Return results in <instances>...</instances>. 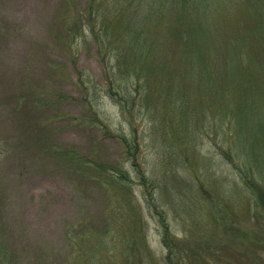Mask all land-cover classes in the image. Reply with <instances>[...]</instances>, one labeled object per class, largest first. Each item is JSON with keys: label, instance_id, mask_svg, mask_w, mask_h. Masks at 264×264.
I'll return each instance as SVG.
<instances>
[{"label": "rangeland", "instance_id": "obj_1", "mask_svg": "<svg viewBox=\"0 0 264 264\" xmlns=\"http://www.w3.org/2000/svg\"><path fill=\"white\" fill-rule=\"evenodd\" d=\"M213 1L197 12L210 37L201 43L223 47L212 55L213 82L238 97L251 83H235L228 67L264 73V0ZM102 9V0H0V246L16 264H264V131L227 117L231 99L212 121L187 114L197 100L216 111L222 97L177 62L148 87L154 114L130 115L136 139L120 107L93 93L104 78L85 40ZM240 50L248 55L234 62ZM196 80L204 97L193 96ZM165 89L168 97L151 95ZM54 145L76 148L78 169L49 153ZM117 166L121 184L111 181Z\"/></svg>", "mask_w": 264, "mask_h": 264}, {"label": "trees", "instance_id": "obj_2", "mask_svg": "<svg viewBox=\"0 0 264 264\" xmlns=\"http://www.w3.org/2000/svg\"><path fill=\"white\" fill-rule=\"evenodd\" d=\"M209 1L212 5L216 4L213 0ZM102 2L105 9L109 10V13H106L102 9L97 15L98 19L102 17L101 22L97 23L95 20L89 22L90 25L87 26V31L90 36L85 40V44L89 43L90 46L92 45L97 60L101 65L104 78L96 82L95 87H93L95 92L93 90V93L97 98L100 97L98 94H104L110 97L120 107L122 116L129 123L131 133H133L136 139L137 131L133 129L134 124H132L130 115L142 114L143 110H149L146 105L149 101V94H147L148 87L151 86V81L156 79L165 82V75L161 71L165 68L170 69L172 67L170 64L174 65L177 62H184L186 65L191 64L193 79L196 77L194 72L198 71L199 76L197 80H199V82H208L212 84L209 87L214 86V88L217 89V85L213 82L217 78L211 68V64L213 63L212 55L215 54V51H222L223 47L212 41H207L204 46L201 43V40L210 38L208 37V32H205V28L200 21V16L197 14L199 9L203 10L207 5H210L205 4L206 0H102ZM247 4H249L247 7L250 8V3ZM213 10L214 9H208L210 12ZM158 12L160 14L158 21L156 24L154 21L152 23V14ZM111 14L113 16H110ZM175 18L177 22H175ZM169 19L171 21H169ZM84 23L83 21V25L81 24L82 28H85ZM173 25L181 26L176 28L177 33L170 32L171 30L169 29ZM186 25L190 26L188 28L189 31H186L189 34H183ZM160 28L166 29L164 31L168 36H166V34L161 35L162 33L157 36L155 31ZM68 47V49H71L70 45H68ZM241 52H232L234 62H244L245 56L248 54L243 51ZM229 55L230 52L226 51L225 68L228 66V61H232ZM229 68L233 71L232 73H235V70L238 71V68L240 69L239 76H234V74L228 72L229 75H232V79L235 83L241 84L242 82H239L243 79V81L251 83V86L249 88H244V92L239 93L238 97L237 94H235L228 98L222 97V88H219V90L217 89L216 91L222 97L223 104H221L220 108L216 111H214L216 106L214 103L204 106L203 102L200 103L201 100H197L195 102L193 101V107L185 108V112L197 116L207 114L206 116L210 117L212 121L215 119L213 116L214 114H216L217 118L218 114L220 115L222 111L227 110L223 106L226 105L225 102L227 99H231V103L233 104H231V107L228 109L227 117H233V115L236 117L237 114H239L238 120L241 116L243 120L250 119L251 123L254 122L255 133H260L261 130L264 131V118L259 117L257 121H254L255 117H258V114H264V79L261 76V74L264 75V73L249 71L247 67L242 68L239 67L238 64H236L235 69L232 66L228 67V69ZM174 72L177 73L175 69ZM177 74L180 75L179 73ZM235 77L238 79L236 80ZM81 79H84L82 74ZM197 80L193 83V96L201 93L204 97V95H206L205 91L207 92V90L202 88L203 86H201ZM220 86L224 85L221 83L219 87ZM174 87L175 86L171 89ZM171 89H165L166 92L162 93V95L157 93L151 95L168 97ZM231 90L232 89L229 91L231 92ZM205 99V102H207L208 99ZM155 111H148V113L154 114ZM155 114H157V112ZM202 118L203 116L199 118V121ZM97 120L101 122L100 118ZM204 120L206 119L204 118ZM100 124L107 130V124L104 122ZM121 138L123 145H128L131 150L136 148L137 142L132 138L130 141L125 139L124 136ZM40 142L44 147L41 140ZM118 143L121 144L120 141H118ZM127 149L129 150V148ZM48 152L60 157V159L64 161H68L71 171L72 168L73 170L78 169V165L84 157L82 154L78 153L76 148L67 149L56 145L51 146ZM132 161L134 164L137 162L133 159ZM85 163L89 164L88 161H85ZM92 163L96 169L102 166L94 162ZM91 166L92 165H89V168ZM134 167L138 169V167ZM262 169L264 170V166ZM116 170L117 175L116 177L113 176L111 181L121 184L125 180L124 177L127 176L126 172L121 166H117ZM109 174L110 173H108V175ZM80 175H83L82 177H84L85 180L92 178V176H88L84 173H80ZM103 175L106 176L105 170H100L98 177H103ZM111 176L112 174H110V177ZM93 182L95 185L99 183L96 182L95 178ZM108 200L112 201L110 196ZM9 255L11 254H8V250L0 246V262L1 259L10 258L11 264H16L14 256L11 258ZM172 255L173 254H171L170 257H172ZM5 263L7 264L6 261Z\"/></svg>", "mask_w": 264, "mask_h": 264}]
</instances>
